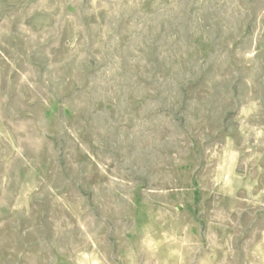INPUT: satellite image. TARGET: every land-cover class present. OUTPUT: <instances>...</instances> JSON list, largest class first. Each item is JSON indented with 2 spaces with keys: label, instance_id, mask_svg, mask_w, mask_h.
I'll use <instances>...</instances> for the list:
<instances>
[{
  "label": "rangeland",
  "instance_id": "374dc122",
  "mask_svg": "<svg viewBox=\"0 0 264 264\" xmlns=\"http://www.w3.org/2000/svg\"><path fill=\"white\" fill-rule=\"evenodd\" d=\"M0 264H264V0H0Z\"/></svg>",
  "mask_w": 264,
  "mask_h": 264
}]
</instances>
